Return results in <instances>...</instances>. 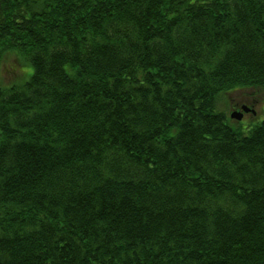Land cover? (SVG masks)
<instances>
[{"label": "trees", "instance_id": "trees-1", "mask_svg": "<svg viewBox=\"0 0 264 264\" xmlns=\"http://www.w3.org/2000/svg\"><path fill=\"white\" fill-rule=\"evenodd\" d=\"M4 52L0 264H264V0H0Z\"/></svg>", "mask_w": 264, "mask_h": 264}, {"label": "rangeland", "instance_id": "rangeland-1", "mask_svg": "<svg viewBox=\"0 0 264 264\" xmlns=\"http://www.w3.org/2000/svg\"><path fill=\"white\" fill-rule=\"evenodd\" d=\"M32 68L29 63L18 57L12 52H4L0 56V85H8L10 83L22 84L31 73ZM250 98L253 103V110L256 116L252 119L253 115L249 114L246 119H242L241 125L244 127L247 124H254L263 118V96L255 90H239L228 94L226 97L227 104L224 107L225 112L229 115L232 111L237 109V103L242 102L244 99ZM251 121H248V120ZM234 122V120H233Z\"/></svg>", "mask_w": 264, "mask_h": 264}, {"label": "flooded vegetation", "instance_id": "flooded-vegetation-1", "mask_svg": "<svg viewBox=\"0 0 264 264\" xmlns=\"http://www.w3.org/2000/svg\"><path fill=\"white\" fill-rule=\"evenodd\" d=\"M235 105H237V108H240V106H242V105H248L249 107H253V103H252L250 98L244 99L242 102H239ZM249 114H251V113L250 112L244 113L243 118H246L245 116H248Z\"/></svg>", "mask_w": 264, "mask_h": 264}, {"label": "water", "instance_id": "water-1", "mask_svg": "<svg viewBox=\"0 0 264 264\" xmlns=\"http://www.w3.org/2000/svg\"><path fill=\"white\" fill-rule=\"evenodd\" d=\"M248 110H249L248 107L246 106L242 107V111L247 112ZM241 116H242L241 112H238V111H234L230 114V118H234L236 120H240Z\"/></svg>", "mask_w": 264, "mask_h": 264}]
</instances>
